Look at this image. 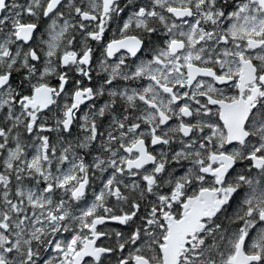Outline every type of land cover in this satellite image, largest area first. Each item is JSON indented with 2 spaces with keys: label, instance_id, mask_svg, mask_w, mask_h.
<instances>
[{
  "label": "snow or ice",
  "instance_id": "snow-or-ice-1",
  "mask_svg": "<svg viewBox=\"0 0 264 264\" xmlns=\"http://www.w3.org/2000/svg\"><path fill=\"white\" fill-rule=\"evenodd\" d=\"M0 264H264V0H0Z\"/></svg>",
  "mask_w": 264,
  "mask_h": 264
}]
</instances>
